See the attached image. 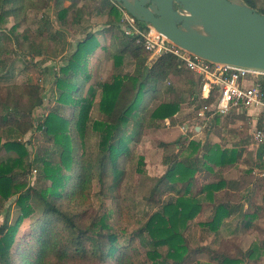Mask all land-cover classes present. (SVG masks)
Instances as JSON below:
<instances>
[{"label":"trees","instance_id":"1","mask_svg":"<svg viewBox=\"0 0 264 264\" xmlns=\"http://www.w3.org/2000/svg\"><path fill=\"white\" fill-rule=\"evenodd\" d=\"M26 1L0 0V12L15 16ZM241 2L264 15V7H258L256 0ZM65 11H60V17ZM97 11L106 12L110 17L107 21L109 27L105 30L113 28L112 35L115 36L117 24L122 20L118 8L109 0H101ZM0 23H3L2 15ZM135 23L139 27L144 26L139 21L135 20ZM118 45L119 49H115L113 54L114 65L120 66L122 58L127 55L133 61L134 71L129 75H115L110 82L99 84L97 110L103 119L91 121L92 98L76 97L75 94L81 90L79 76L85 72L87 57L93 54L98 43L92 34L76 43L74 51L60 68L61 76L55 78L57 105L41 123H36L35 130L46 137L48 147L38 148L32 158L24 143L16 139L2 141L1 136L5 129L8 132L21 129L20 135L33 131L34 123L29 119L31 112L7 102L0 106V153L7 155L0 159V200L7 201L15 196L18 208L13 223H9L6 215L0 224V264H75L85 259L94 264H169V261L182 264L189 254L183 231L200 212L203 203L214 209L211 222L205 225L212 231L218 229L223 218L233 216L247 232L260 231L256 220L264 217V191L259 203L251 201L248 195L241 196L242 202H246L250 209L245 212L243 203L231 202L235 195L224 190L226 182L223 179L208 182L206 177L213 172V167L221 169L236 164L241 150H228L218 144L204 147L190 142L188 155L181 156L184 146L179 141L174 143L178 151L163 158L166 171L155 180L145 199L156 202L164 192H174L177 196L173 200L169 197L140 229L133 232L132 239L119 245L120 234L106 224L110 212H96L85 223V210H78L80 205L89 201L94 182L99 184L103 199L119 198L115 192L125 175L123 158L128 156L130 144L135 145L139 140L143 128V111L140 108L143 97L159 92L158 85L173 80L172 77L184 76L191 87L200 80L199 77L194 80L193 73L169 53L157 56L148 66L150 54L135 43L133 36L121 33ZM171 86L166 88L168 92L173 90ZM190 95L197 98L193 92ZM213 99L211 92L206 102L211 103ZM41 103V99L37 100L32 109ZM75 103L79 106L72 121L63 115L62 109ZM179 108L177 101L160 103L149 114L148 126L158 127L156 122L171 120ZM24 120L30 122L25 128L21 123ZM130 123L132 132L128 133ZM69 126L78 133L80 145L73 141ZM91 139L93 143L89 144ZM257 147L256 157L261 159L264 157V143ZM200 149L204 152L197 155ZM137 164H141L140 157ZM260 167L263 168V164ZM33 168L38 171L36 181L39 187L19 180L20 174L30 173ZM137 171L141 173L139 169ZM133 196L131 203L135 201ZM222 197L225 201L215 203ZM63 201L75 203L77 209H70ZM36 214L39 218L29 236L17 241L21 223ZM258 245L256 249L264 252V241ZM139 247L144 251L140 252ZM161 248H165L164 255ZM254 254L253 250L248 251L246 257L252 260ZM213 260L216 264H243L238 258L223 255H217Z\"/></svg>","mask_w":264,"mask_h":264},{"label":"rangeland","instance_id":"2","mask_svg":"<svg viewBox=\"0 0 264 264\" xmlns=\"http://www.w3.org/2000/svg\"><path fill=\"white\" fill-rule=\"evenodd\" d=\"M109 1L121 13L122 20L117 24L118 32H114L115 36L112 35L113 28L105 30L109 27L107 21L110 17L106 12L97 11L101 0H28L20 6L15 16L0 12L3 16V23H0V106L7 102L18 109L19 107L26 111L29 109V113L31 112L29 119L34 123L33 131H27L22 135L21 129L19 132L15 129L8 132L5 129L1 135L2 141L16 139L24 143L30 158L38 148L48 147L46 137L35 130L36 123L37 121L41 123L47 113L57 105L55 78L61 76L60 68L74 51L76 43L89 34L95 37L98 46L93 54L87 57L85 72L79 76L81 90L75 96L92 98L94 106L89 113L90 120L103 119L97 110L99 84L110 82L115 75H129L134 71L133 61L127 55L122 58L120 66L114 65V51L119 49L121 33L125 35V29L129 26L132 16L113 0ZM256 1L258 7H264V0ZM8 8L6 6V9ZM61 10L66 11L60 17ZM154 61L147 60V65ZM193 76L194 80L197 79V76L194 74ZM184 78L172 77L173 80L158 85L159 92L148 93L143 97L140 106L143 111V128L139 140L135 145L130 144V152L123 158L125 175L115 192L119 198L103 199L100 196L99 184L94 182L89 201L85 205H80L78 210L79 212L85 210V223H88V219L96 212L100 214L110 212L106 224L120 234L119 245L132 239L133 232L140 229L169 197H173V200L177 196L174 192H164L156 202L145 199L155 180L166 171L163 158L171 157L178 151V146L174 145L176 141L184 146L181 156L188 155L190 142L200 143L204 147L208 144H218L228 150L234 148L241 150V156L236 164L226 165L221 169L213 167V172L206 176L207 180L216 182L223 179L226 182L224 190L235 195L231 202H242L243 195L250 196L253 202L261 201L264 191V167L260 166L262 164L264 166V157L261 159L256 157L258 147L252 141L251 119L243 112L236 111L218 118H214L216 115L203 118L206 116L205 113L203 117H199L198 113L204 105L199 96L201 82L197 80V84L191 87ZM169 85L173 88L170 92L166 90ZM192 92L196 99L191 97ZM39 99L42 103L32 109V105ZM171 101L180 103L176 115L171 120L156 122L158 127L150 128L148 116L151 111L160 103ZM78 106L79 104L75 103L67 109L63 108V115L73 121ZM21 123H24L25 128L30 122L24 120ZM131 126L130 123L127 127L128 133L132 132ZM69 128L73 141L80 145L78 133L72 126ZM91 143L93 139L89 140V144ZM79 149L80 147L77 148L78 153ZM203 152L204 150L200 149L197 155H202ZM6 156L4 152L0 153V159ZM139 157L140 165L137 164ZM34 169L30 173L20 174L19 180L39 187L40 184L36 181L38 171ZM132 196L135 199L133 203L130 200ZM15 199L14 196L7 201L0 200V224L6 215L10 224L15 221L18 215ZM220 201H225L224 197L215 203ZM63 203L68 204L70 209H77L76 204L71 201ZM244 210L250 211L248 205L244 206ZM213 214V207L203 203L197 216L188 222L183 236L189 254L182 264H216L213 258L217 255L238 258L243 264H264V252L256 249L258 243L264 241V217L256 220L260 231L247 232L235 216L223 218L218 229L212 231L205 225L211 222ZM38 218L39 215L36 214L21 223L16 235L17 241L29 236ZM138 249L140 252L144 251L140 247ZM251 250L255 253L252 260L246 257V253ZM160 252L164 255L165 248H161ZM75 264L94 263L85 259L78 260ZM169 264L172 263L169 261Z\"/></svg>","mask_w":264,"mask_h":264},{"label":"water","instance_id":"3","mask_svg":"<svg viewBox=\"0 0 264 264\" xmlns=\"http://www.w3.org/2000/svg\"><path fill=\"white\" fill-rule=\"evenodd\" d=\"M182 49L211 62L264 73V15L229 0H113ZM153 9V12L149 10ZM198 26L212 36L188 33Z\"/></svg>","mask_w":264,"mask_h":264},{"label":"built area","instance_id":"4","mask_svg":"<svg viewBox=\"0 0 264 264\" xmlns=\"http://www.w3.org/2000/svg\"><path fill=\"white\" fill-rule=\"evenodd\" d=\"M128 24L125 35L135 38V43L150 54L149 60H155L162 53H169L200 78L199 96L204 105L198 113L199 117H203L204 113L206 116L203 118L224 116L231 111L243 112L251 119L254 144L257 146L264 143L263 72L208 61L182 49L147 25L139 27L132 17ZM211 92L213 102L207 103Z\"/></svg>","mask_w":264,"mask_h":264},{"label":"bare ground","instance_id":"5","mask_svg":"<svg viewBox=\"0 0 264 264\" xmlns=\"http://www.w3.org/2000/svg\"><path fill=\"white\" fill-rule=\"evenodd\" d=\"M229 1L233 2L235 4L239 3V0H229ZM149 10L153 12L152 8H149ZM184 31H186L188 33L203 35V36H212V33L208 32V31H206L203 28L198 27V26L188 27L187 29H184Z\"/></svg>","mask_w":264,"mask_h":264},{"label":"crops","instance_id":"6","mask_svg":"<svg viewBox=\"0 0 264 264\" xmlns=\"http://www.w3.org/2000/svg\"><path fill=\"white\" fill-rule=\"evenodd\" d=\"M249 118V117H248ZM250 199H251V197L250 196H248ZM251 201H253L252 199H251ZM240 203H243V210H244V206L246 205H248L246 202H240ZM245 211V210H244Z\"/></svg>","mask_w":264,"mask_h":264}]
</instances>
